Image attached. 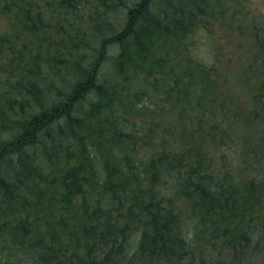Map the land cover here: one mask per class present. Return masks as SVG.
Listing matches in <instances>:
<instances>
[{
	"label": "trees",
	"instance_id": "16d2710c",
	"mask_svg": "<svg viewBox=\"0 0 264 264\" xmlns=\"http://www.w3.org/2000/svg\"><path fill=\"white\" fill-rule=\"evenodd\" d=\"M206 1L0 0V264H188L208 231L252 242L263 190L243 195L210 166L229 116L195 47ZM233 1L232 25L250 20L253 0ZM259 20L241 30L259 35ZM158 41L200 78L161 63ZM167 110L187 139L149 149L174 131L144 116Z\"/></svg>",
	"mask_w": 264,
	"mask_h": 264
},
{
	"label": "rangeland",
	"instance_id": "374dc122",
	"mask_svg": "<svg viewBox=\"0 0 264 264\" xmlns=\"http://www.w3.org/2000/svg\"><path fill=\"white\" fill-rule=\"evenodd\" d=\"M210 1V2H209ZM206 1V11L211 15L208 32L202 31L197 33L196 51L202 57L208 56V62L211 64V71L214 78L223 80L218 83L214 80L205 85H216L209 89L211 94H216L220 100H224L227 104V115L229 120L224 124L223 128L229 138L221 143L211 144V161L210 166L212 174L217 176L221 183L227 186L237 188L243 195L248 193V187L259 185V189L264 192V105L258 107V92L259 82L262 81L256 77L259 70L264 72V0H253L249 5V10L253 11L250 20H241L240 25H232V15L236 12V2L233 0H209ZM208 9V10H207ZM260 17L261 31L253 34L250 31L241 30L242 25L248 23V26L255 24L252 18L255 15ZM263 24V25H262ZM259 28V29H260ZM208 39V40H207ZM204 40H207V46H213L217 52L220 61L214 57V52L209 51ZM161 41L154 42L153 46L161 49L163 56L161 63L167 64L168 68L174 62V69L180 70L182 67L188 71L190 76H193L197 70L193 63L188 64L185 58H177L172 52L166 48H174L168 44L163 46ZM162 47V48H161ZM259 48L262 50V58L257 61L252 50ZM263 48V49H262ZM183 64L188 66H183ZM191 71V72H189ZM172 74V71L169 73ZM201 72H197L196 77L200 78ZM138 85V84H137ZM161 84L159 83V86ZM262 86H264L262 84ZM143 89H147L146 83L142 84ZM162 87H160L161 89ZM166 88V87H165ZM262 93V92H261ZM228 96V97H227ZM209 102H212L211 100ZM218 105V103H216ZM262 108L260 111L259 108ZM155 110V109H154ZM210 114L220 113L221 108H213L209 106ZM257 111V112H256ZM207 115V114H205ZM181 115L175 110H167L154 112L150 115H145L146 118H151L155 124L162 122L164 126L173 129V134H163L162 130L156 132L149 141V149H162L164 151L180 150L179 138L186 141L187 137L181 135L180 124ZM138 125L141 126L140 118H137ZM185 128H188L187 122L183 123ZM165 128V127H164ZM188 139H194L196 136L185 129ZM188 143H194L193 140ZM207 145L209 142H206ZM143 151H145L143 149ZM210 173L206 169V174ZM164 186V185H163ZM161 186V190L162 187ZM163 187V191H167ZM263 192L261 197H264ZM259 209L255 211L253 218V227L258 232L253 234L252 242L249 244L241 243L235 238V242H229V237L211 238L208 231L203 235L200 249L193 248L196 251L195 257H189L188 264H264V201L259 202ZM239 221L234 217V222L227 225L231 232L237 233ZM226 227H223L224 229ZM191 231L194 233V228L191 226ZM233 234V233H232ZM258 239V240H257ZM198 238L194 237L193 242ZM248 246H251L250 248Z\"/></svg>",
	"mask_w": 264,
	"mask_h": 264
},
{
	"label": "flooded vegetation",
	"instance_id": "af4514ba",
	"mask_svg": "<svg viewBox=\"0 0 264 264\" xmlns=\"http://www.w3.org/2000/svg\"><path fill=\"white\" fill-rule=\"evenodd\" d=\"M256 77L258 78V79H260L261 80V77L259 76V75H256ZM264 85V84H263ZM259 88L261 89H263L264 90V86H262V84H261V82H259ZM257 99H258V107H259V105H264V92H258V95H257ZM260 109V111L262 110V108L260 107L259 108ZM257 112V111H256Z\"/></svg>",
	"mask_w": 264,
	"mask_h": 264
},
{
	"label": "bare ground",
	"instance_id": "6f19581e",
	"mask_svg": "<svg viewBox=\"0 0 264 264\" xmlns=\"http://www.w3.org/2000/svg\"><path fill=\"white\" fill-rule=\"evenodd\" d=\"M130 252V251H129ZM128 262V261H127Z\"/></svg>",
	"mask_w": 264,
	"mask_h": 264
}]
</instances>
